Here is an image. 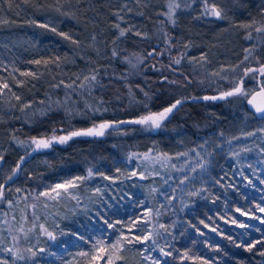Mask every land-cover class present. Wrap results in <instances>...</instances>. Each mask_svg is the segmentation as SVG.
I'll list each match as a JSON object with an SVG mask.
<instances>
[{"label": "rangeland", "instance_id": "1", "mask_svg": "<svg viewBox=\"0 0 264 264\" xmlns=\"http://www.w3.org/2000/svg\"><path fill=\"white\" fill-rule=\"evenodd\" d=\"M159 1L61 0L14 9L10 15L0 13V156L3 157L0 183L4 187L17 189L19 179L26 171L47 162V156L35 155L8 180L17 166L6 127L10 117L28 103L39 85L80 81L90 73L95 57L103 54L106 43V31L104 26L97 25L96 14L102 13L105 18L111 7L129 5L132 8L135 4L154 9ZM212 4L221 10L222 21L213 28L209 26L215 22H210L206 37L203 42L201 38L196 41L193 52L197 53L195 56L207 55L218 65L236 59L242 44L240 36L261 25L264 0H257L262 17H253L246 22L236 19V14L242 17L240 0H213ZM42 24L46 27H40ZM137 25V22L130 23L134 29H138ZM53 28L55 31L50 30ZM188 34V31L184 32L185 41ZM65 35L69 39H65ZM37 60L40 63H34ZM4 84H7L6 88L2 86ZM243 90L249 93V89ZM150 131L157 133L158 129ZM245 148L250 151H241ZM132 172L136 175H130ZM78 176L86 179L76 180ZM104 176L111 179H104ZM261 180H264V119L250 121L249 115L243 114L215 135L195 142L185 136L169 139L150 135L146 146L127 162L116 161L110 169L98 170L91 177L73 173L47 181L40 193L50 191L58 183L74 181L76 184L74 188L58 189L59 195L51 192L55 199L40 196L27 202L24 194L14 193V198H9L0 209V264H108L109 261L111 264H152L153 261L159 264L166 257L161 249L166 252L165 245L175 236L168 221L170 218L175 224L192 225L200 199L208 201L214 211L222 212L228 207L220 201V193L228 196L238 186H264ZM96 189H100L99 194ZM136 200L144 208L139 210L137 225H131L134 232L120 229V223L113 220L114 227L108 228L104 219L112 216V211L119 207L117 205ZM252 217L246 215L244 223L251 226L253 222H260L262 213L256 216L260 219ZM56 223L69 232L84 226L89 243L82 249L83 241L75 242L69 249L62 242L74 241V237L48 241L38 226L44 224L52 230ZM149 232L152 234L149 240L142 243L132 240L133 235L144 236ZM116 233H123L117 239L119 244L115 240ZM107 234H112V240L105 237ZM97 239L105 241L99 250L92 247ZM112 244H117L115 249ZM9 248L12 252L7 251ZM39 248L46 251L38 252L33 258L28 249L37 251ZM80 251L89 255H77ZM21 255L24 259L19 258Z\"/></svg>", "mask_w": 264, "mask_h": 264}, {"label": "trees", "instance_id": "2", "mask_svg": "<svg viewBox=\"0 0 264 264\" xmlns=\"http://www.w3.org/2000/svg\"><path fill=\"white\" fill-rule=\"evenodd\" d=\"M55 1L61 0H0V13L10 15L14 9ZM212 1L208 0L209 6ZM174 3L180 5L173 9L175 23L168 19L169 5ZM204 3L205 0H160L154 9L135 4L132 8L129 5L111 7L105 18L102 13L96 14L97 25L104 26L106 31V43L103 54L95 57L94 66L86 76L89 79L39 85L28 103L18 108L8 120L6 127L15 151L12 152L16 159L14 164L22 168L35 155L47 156L46 164L33 167L19 179L17 189L27 202L35 198L52 178L73 173L88 176L89 169L94 173L103 168L110 169L116 161L127 162L146 146L150 135L169 139L185 136L195 142L215 135L243 114H248L250 121L260 120L248 110L244 97L216 100H204L203 97H218L234 87L249 89L250 95L264 84V77L257 72L245 75V69L264 65V31H256V28H264V20L259 27H252L240 36L242 44L236 59L215 65L207 55L195 56L197 53L193 52L196 41L201 38L203 42L206 37L210 22H215L209 26L213 28L222 21L203 15ZM240 6L242 17L236 14L238 21L262 17L257 0H240ZM132 22L138 23V29L130 26ZM116 25L126 30L123 37L119 36ZM185 31L189 32L187 41ZM113 51L117 53L115 57ZM150 52L153 53L151 56L148 55ZM136 57L142 58L143 63ZM177 59L179 64L174 62ZM92 75L96 76L95 81H91ZM177 99L183 103L163 122L157 133L145 126L120 123L138 119L149 111H162ZM105 122L115 127L106 129L103 136H75L66 143H52L50 148L36 152H32L34 145L29 146L33 137L50 139ZM21 140L29 144L21 146L18 143ZM21 157H24L23 161ZM17 189L4 187L0 209L9 198H14V193L18 194ZM219 195L220 201L228 207L222 212L214 211L208 201L200 199L192 225L183 226L179 222L175 224L172 218L168 220L175 236L165 245L169 255L159 264H203V261L208 264H264V257L258 254L264 251V223L253 222L250 229L231 223L232 219L244 223L246 215L260 216L257 206L264 207V186H238L228 196ZM117 206L108 220L121 221L123 226L120 223L119 228L129 232V222L137 221L139 210L144 207L139 206L137 200ZM27 208L32 210V207ZM237 208L247 214L241 216ZM261 213L264 219V212ZM82 227L74 232L89 237L87 229ZM212 228L217 231H211ZM105 237L112 240V234ZM120 237L116 233L115 240ZM225 237H231V240ZM232 240L242 245L261 243L246 251L243 246L236 247ZM71 244L74 243H69L67 248L72 249L74 245ZM217 248L219 251L215 250Z\"/></svg>", "mask_w": 264, "mask_h": 264}, {"label": "snow or ice", "instance_id": "3", "mask_svg": "<svg viewBox=\"0 0 264 264\" xmlns=\"http://www.w3.org/2000/svg\"><path fill=\"white\" fill-rule=\"evenodd\" d=\"M180 5L179 4H170L169 5V15H168V19L171 20L173 23H175V20H173V9L175 8H179ZM59 11V9H57ZM203 15L205 16H214L216 17L217 19H221L223 18L222 17V13H221V10H219L215 4H212L211 7H209V4H208V0H205V3H204V9H203ZM40 27H46V25H40ZM117 28H119V25H116ZM51 31H55V29H50ZM256 31L257 32H261V31H264V28H256ZM58 35H60V33H57ZM126 34V30L123 29V28H119V36L120 37H123L124 35ZM136 35H141L140 33H136ZM65 39H69V37L67 35L64 36ZM249 38H250V34H249ZM73 43H76V41H73ZM153 53H148L149 56H151ZM112 55L115 57L117 55V53L115 51H113ZM136 60L139 62V63H143V60L142 58L140 57H136ZM176 64H179L180 63V60H175L174 61ZM34 63H40L39 60L37 61H34ZM47 63V62H46ZM129 63H131V61H129ZM133 67H135L136 65L133 64L132 65ZM248 72H257L259 74V76L261 77H264V65H261L259 68H256V69H253V68H247L245 69V75H247ZM22 75H29L30 73H21ZM89 77H85V80H88ZM91 81H95L96 80V76L95 75H92L91 76ZM166 79V78H165ZM3 87H7V84H4L2 85ZM81 87H83L84 85L81 84L80 85ZM145 95H147V93H145ZM232 96H241V97H244L247 99V103L249 105L252 106V108L255 109V113L258 114L259 116H261L262 118H264V104H257L255 103V99H256V96H261V97H264V84H261L259 90L257 92H255L254 95L251 96V98H248L249 96V93L245 90H243L241 87H234L232 90L230 91H226V92H223L220 96H212V97H209V96H204L203 99L204 100H216V99H225L226 97H232ZM18 99V97H17ZM192 99H196V97H193ZM183 103V101L181 99H177L174 103H172L170 106L168 107H165L162 111H158V112H152V111H149L148 114L146 115H142L140 116L138 119H135V120H129V121H120L121 124H137V125H141V126H145L148 130H153V129H160L163 125V122L165 120H168L170 115L173 114L174 110H177L178 109V106L181 105ZM112 127H115V125L111 124V123H108V122H105V123H100L98 126H94L93 128H89L85 131H74V132H71L69 135L67 136H60V137H55L53 136L51 139H45V138H36V137H33L31 138V141H30V145L29 146H32L34 145V147H32V152H36L38 150H41V149H48L52 146V143L53 142H59L61 144L63 143H66L69 139H71L72 137L74 136H103L104 135V132L106 129L108 128H112ZM249 135H253V133H249ZM18 143L23 146V145H26V144H29L28 141H18ZM241 151H250V149H241ZM238 155V153H237ZM132 157H129V159H131ZM3 157L0 156V160H2ZM24 157H21V161H23ZM19 169V164L16 166L15 169H13V174L10 175L8 177V180H11L13 178V176L15 175L16 171ZM117 171H119V169H117ZM93 175V172L91 169L88 170V177H91ZM103 175V174H101ZM130 175L132 176H135L136 173L135 172H132L130 173ZM243 175V174H242ZM141 178L143 179V175H141ZM245 179H247V177H244ZM76 180H84L86 179L85 177H76L75 178ZM104 179H111L110 177L108 176H104ZM249 184L252 183L251 180L248 181ZM261 183H264V180H261ZM68 187H76V184L74 181H68L64 184H56L54 188H51L50 191H45V192H41L39 193L35 199H39L40 196H44V197H50L51 199H55V197H51L50 193L51 192H57V195H59V192L57 191L58 189H61V188H68ZM3 190H4V184L0 183V198L3 197ZM20 189H17V192H19ZM96 193L99 194L100 193V189H96ZM192 195H195V193H192ZM73 198H76V197H73ZM79 203V201H78ZM9 205L11 206L10 202H9ZM32 207L34 208L35 205H32ZM45 207H47V204H45ZM258 210L260 212H264V207H260L259 205L257 206ZM236 211L240 212V215L243 216V215H246L247 213L243 212V211H240L239 208L236 209ZM99 215V213H98ZM254 219H260V218H257V217H252ZM260 222L261 223H264V219H260ZM104 223L108 226V228H113L114 227V224L109 221L108 219H104ZM116 223H121V221H116ZM201 223H203V221H201ZM231 223L232 224H235L237 227H240V228H249L251 227L250 225H247L243 222H238V220L236 219H232L231 220ZM130 226H129V232L131 233L132 231V227L131 225H134L135 224V221H131L129 222ZM123 226V224H122ZM33 227H36L35 224H33ZM39 229L42 233V235H44L45 237H47V240L50 241V242H56L58 240L59 237H65V236H71V237H74V241H68V240H65L63 241L62 243L64 245H68L69 243H75V242H79V241H83V243L87 244L89 243V240L90 238H85L82 234H77L76 232H69L63 228L60 227V225L58 223H56L54 225V228L52 230H49L48 227H46L44 224H40L39 226ZM161 228L164 227V225H160ZM205 227H208V225H205ZM211 231H217L216 228H212L210 229ZM201 235H203V233L201 232L200 233ZM217 234H219V232H217ZM121 235L123 236V233H121ZM151 232H149L147 235H144V236H136V235H133L132 236V240H137L139 242H144L146 240H149L151 238ZM226 239H230L231 240V237H225ZM13 239H15V237H13ZM125 239H127L125 237ZM129 243L131 241H128ZM153 243H155V241L153 240L152 241ZM120 241L117 240V244H119ZM232 243L236 246V247H244L246 251H251L255 246H256V243H261L260 241H256L255 243H252V242H249L247 245H242L241 243H237L235 240H232ZM105 244V241L103 239H97L96 242L92 245V247L96 250H99V246L100 245H104ZM117 244H112L111 247L113 249L116 248ZM217 251H219V249H215ZM7 251L9 252H12V249L9 248L7 249ZM29 252H31L32 254V257L35 258L39 253H43L46 251L45 248H39L37 249V251H33L32 249H28ZM161 252L163 255H169V253L167 252H164L163 249H161ZM49 254H54V253H49ZM260 256L264 257V251H260L258 253ZM15 255V253H14ZM77 255L79 256H88L89 253L86 252V251H80L77 253ZM20 259H24V257L21 255L19 257ZM108 264H111V261L108 262ZM152 264H157L156 261H153ZM203 264H208L207 261H203Z\"/></svg>", "mask_w": 264, "mask_h": 264}, {"label": "water", "instance_id": "4", "mask_svg": "<svg viewBox=\"0 0 264 264\" xmlns=\"http://www.w3.org/2000/svg\"><path fill=\"white\" fill-rule=\"evenodd\" d=\"M259 88H260V86H259ZM259 88L256 89L255 91H253V92L248 96V98H251V96L254 95L255 92H257V91L259 90ZM254 102L257 103V104H264V97L256 96V99H255ZM246 105H247L248 110L252 113V115H253L255 118H257V119H264V118H262L261 116H259L258 114L255 113V109L252 108V106L249 105V104L247 103V100H246Z\"/></svg>", "mask_w": 264, "mask_h": 264}]
</instances>
